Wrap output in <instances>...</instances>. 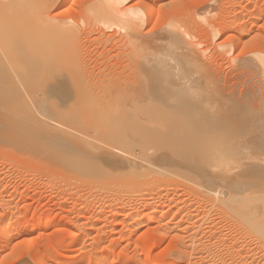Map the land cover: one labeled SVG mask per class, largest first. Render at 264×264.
<instances>
[{
  "label": "rangeland",
  "instance_id": "374dc122",
  "mask_svg": "<svg viewBox=\"0 0 264 264\" xmlns=\"http://www.w3.org/2000/svg\"><path fill=\"white\" fill-rule=\"evenodd\" d=\"M25 1L28 2V4L32 3L31 5H33V6H30L32 8L34 7L32 10H35V11L37 10V12L39 13V10H40V5L38 4L39 0H32V1L31 0H28V1L25 0ZM127 2L128 3L122 4V6L119 8V10L122 9L125 12L133 6H141V7L145 8L147 6L148 0H130V1L128 0ZM60 3H61V5L59 7L55 6V9L53 7L52 9L45 11V13L47 12L46 13L47 15L51 13L48 16L53 18L54 20H56L58 22H62V21L66 22L67 21L71 25L74 23L73 26L74 27L76 26L78 32H82V33H80V35L82 37L80 36V38H79V36H78V38H79V45L78 46H79V51H80L81 55H83L84 61H82L80 59L81 57H79V55L77 53L75 54V51L72 48H71V50H72L71 53L73 55L72 54L71 55L75 58V60L72 59L74 62L75 61L77 62L76 55H78V57H79L78 59L80 60L79 62L81 63L80 67H78L79 70L83 67V70L81 69V72H79V70H76V72L81 74V75H79L80 79H81V76L82 77L85 76L84 75L85 74L84 69L86 71V76H85L86 78L85 77H84L85 79L82 78V80L84 79V81L81 82V85L83 83H85L87 86V83H88V86H90V91L87 90L88 86L85 87L84 85H82V89L84 87L83 91L86 88V90L83 92V94H86L85 92L89 91L90 93H92L91 94V95H93L92 97L98 98L97 97L98 94L100 95V94L104 93V91L102 93V90H104L102 88H104V87H101L102 90L101 89L99 90V87H98V86H100L99 82H101V80H102L101 84L103 82L104 83L106 82L105 85H104V83L102 84L106 87L105 93H108L110 95V96H108L105 94L104 97L108 96L107 98H110L111 94L113 93L114 95H112V98H110V99H113L116 96L118 97V93L121 91L120 97H121V100L123 102L118 101L116 98H114L113 101L109 99L110 102H108V103L110 104L113 102L115 104L116 103L115 101L117 100V104H115L116 106H113L114 108H112V110H114L116 107L115 111H117L118 107H119L118 102L119 103L121 102L122 105L119 104L121 106V107H119V110L121 112H122V110H125V112H124V114H125L127 112L126 110H128V105H126L127 100L124 97L125 93L126 92L129 93L131 90H133L135 88L137 89V87H139V85L141 83L140 82L141 72L138 70L139 65L136 61L138 52L135 49L136 44L133 42L135 40H133L134 37L132 35V30L134 28H131L132 27L131 25H130L131 27L127 26V25H129L128 22H127L128 24L126 25L125 16H123L124 17L123 18L121 16V14L120 15H119V13L117 14L116 9H113V10L116 11L115 14L122 17L120 20L117 18V16H113L114 18L111 17L112 14L109 11V10H112L111 7L110 8L105 7L106 10L103 7L104 10L102 11L103 8H100V7L106 5V4L104 5L103 0H67L66 2H64L63 0H60ZM22 4H23V2H22ZM26 4L27 3L23 4V6H25ZM99 5H101V6H99ZM23 6L21 5V7H23ZM26 6H28V5H26ZM96 6H99L98 8H100V9H98V8L97 9L101 10L102 12H105L109 9L107 11V15H105L107 17H105L103 14H101V17H97L98 15L96 16V14L94 15V13H96V11H97V14H99L98 12H101V11H98L96 9ZM21 7H20V10H22ZM93 9L94 10L96 9V11H93ZM20 10H19L20 13H17V14L21 15V12H23V11H20ZM26 10H28L30 12L24 11L22 14H24V13L26 14L28 12L29 13L28 16H30L33 13V11H31V8L29 9V6H28V9L26 7ZM172 11H173V13H172ZM210 11H212V12H210ZM209 12H210V14H209ZM34 13H36V12H34ZM38 13L35 14V17H37ZM45 13H43V14H45ZM206 13L209 14V15H207L209 17H207L205 15ZM154 14L155 15L152 17V19H150L147 23H145L142 26L140 25L141 28L139 26H137L138 29L141 31V33H140V31H138V29H137V31H138L137 35L140 33L142 35V37H144L147 40H150L153 38V37L151 38V35L152 36L157 35L159 32L162 31L163 27L166 26V23H169V21L174 18L173 20L180 21L183 25H185L187 30L190 31L189 33L192 36L191 38H193L194 43H196L198 45V48H200L199 50L202 49L206 53V54L205 53L204 54H205V56H207L210 66L213 69H216L215 71L216 72L218 71L219 72V73L217 72L218 74L223 73V77H224V75H225V77L227 75L228 81L227 80L226 81L229 83L228 85H230V84L233 85V87H231V91L234 90V84H236L237 88L239 87L238 89L236 88L237 92H239V90H243L240 86L243 87V86L250 83V82L245 83V79H247L246 81H248V79H250V78H254V79L257 78L258 79V77H256V76H255L256 78L254 76L252 77V75H255V74L251 73L250 70H244L243 67L240 69L237 67V70L239 72L241 69H243L245 77L239 76L240 78L239 77L235 78V75L237 73V70H235V68H236L237 64H239L241 59L245 60V58L248 59L251 56L250 55L251 51H260V52L264 53V0H157ZM33 15H31V17ZM108 15L110 17H108ZM204 15L207 18H205ZM24 17H23V19H24ZM31 17H30V22L32 19H34V17H32V19H31ZM129 17H131V16H128V19H129ZM18 18H19V15H18ZM21 18H22V16H21ZM106 18H108V19L110 18L109 19L110 22L112 21V19L116 18V19H118L119 23L114 22V21H117L116 19L114 21H112L115 23V25H113V23H110L108 20H106L104 22L103 19L105 20ZM101 19H102V21H101ZM35 20H39V19L37 18ZM236 20H238V21H236ZM243 22H244V24H243ZM24 23L27 24L28 21H25ZM15 24L17 25L16 22H15ZM117 24L119 26L124 25L123 27L126 30L121 26L119 27ZM18 25H23V24H21V22H20V24H18ZM27 25L29 28L31 27V30L34 27L33 25H31V26L29 24H27ZM25 26L26 25H23L22 29H26V28L28 29V27L26 26V28H25ZM22 29H20V31ZM36 29H37V27H36ZM128 29H130L131 33ZM29 30H27V32ZM80 30H82V31H80ZM30 32L31 31H29V33ZM22 33H24V32H21V34L19 33V35L22 36ZM25 33H24L25 37H28ZM238 34L239 35L243 34L242 38L244 40H242V41L245 44V46L238 45V44H240L237 42V35ZM30 35L33 36L34 32H31ZM31 36H29V37H31ZM134 36H135V34H134ZM191 41H192V39H191ZM70 47H72V46H70ZM131 48H132V50H131ZM83 49H85V50H83ZM245 49H247V50H245ZM68 50H70V49H68ZM243 50H245V51H243ZM68 53H70V51H68ZM74 54H75V56H74ZM71 55L68 54V57ZM112 55H113V57H112ZM130 57L131 58L135 57L133 59V62L131 61L132 59H130ZM71 58L69 57L68 58L69 60L67 59V61L69 62L71 60ZM86 59H88V60H86ZM238 59H239V62L238 63L235 62V61H238ZM233 60H235V61H233ZM68 62H67V65L68 64L72 65V63H68ZM73 65L71 67L74 68V70H75V66L77 68V66L79 64L76 65V63H75ZM132 65L134 66L133 68H132ZM133 69L135 71H133ZM29 70L30 69H28V72H26L29 74L28 77L25 76L26 73L24 74V73L20 72L19 74L22 73L21 76L22 77L25 76V78H26L25 79L23 77V79H25V81L28 79V81H26V82L28 84L29 83L32 84L36 80V78L38 77V76L37 77L35 76L37 70L35 69L33 71V69H31L33 71V73L29 72ZM49 70H51V71H49ZM49 70H47V69L44 70L45 72L49 71L47 76L45 74V76L49 78L48 80H46L45 76L43 75L44 79L47 82L51 81L52 80L51 78L54 77V76L51 77V75H53L52 73H54V71H52V69H49ZM38 71H39V69H38ZM42 71L43 70H41V72ZM221 71H222V73H221ZM246 71H249V72L246 73ZM6 72H7V74H6ZM6 72L5 71L2 72V70H0V73H1L0 75L6 74L5 76L4 75L2 76L4 78L5 77L7 78L4 81L8 80L6 82H4L2 80L3 82H1V79H0L1 83H5V85L3 84L4 86H2L0 83V86H2V87H0V89L2 88L3 92L2 91L1 92L3 94H7L8 99L10 97L14 98L15 95H17V94L20 95L21 92L19 91L20 92V94H19L16 91L17 89H16L15 85L12 86L13 88L15 86V89L9 88V87H8V89H4L6 84H9L10 81H11V85H12V83L14 84V81H12V80L9 81L11 73H8V71H6ZM50 73H51V75H49ZM30 74L32 77L35 78V80H34V78L32 79ZM39 74L40 73L37 72L36 75H39ZM54 74H57V72ZM122 74H124V75H122ZM248 74L250 76H248ZM110 75H113V76H110ZM132 75L135 76L134 80H133ZM29 76L31 77L30 79H29ZM40 76L43 79L42 75H40ZM126 76H127V81H129L128 83L133 84V81H135L138 86L137 87L135 86V88H134V85L128 84L126 81ZM137 76L140 77L139 80H138L139 77H137ZM106 77L110 80V82L112 81V83H114V84L116 82L118 84L119 83L118 81H120L119 85H121V83H122V87L124 86L123 82L126 81V83L125 82L124 83L128 84V85H126L125 87L131 88V86H132L133 88H131V89H128V88L117 89V86H116V88H114V86H115L114 84L112 85V83L110 84V82L107 83L108 79H106ZM110 77H112V78H110ZM118 77L120 78V80ZM0 78H1V76H0ZM104 78L106 79V81L104 80ZM122 78H124V79L121 82ZM259 78L261 79V76ZM235 79H237V80H235ZM29 80H30V82H29ZM32 80H34V81L32 82ZM38 80H40L39 77H38ZM38 80H37V82H38ZM230 80H231V83H230ZM253 80H251L252 81L251 84L253 83ZM261 81L263 82V80H260V83H262ZM7 82H9V83H7ZM47 82H46V84H47ZM95 82H97V83H95ZM135 82H134V84H135ZM227 82H223L225 84L222 83L224 89L226 88V87H224V85L227 86ZM237 82H239L238 83L239 85L237 84ZM27 83H24V84H27ZM89 83H91V85H89ZM244 83H245V85H244ZM35 85H37V86L35 87ZM45 85L42 84V87H41L40 84L38 85V84H35V82H34L32 84V88L34 89V87H35V89L38 90L40 88H43V86H45ZM29 86H31V85H29ZM91 86H92V92H91ZM118 87H121V86H118ZM9 89L13 90V92L9 91ZM96 89H98V91ZM115 89H117V90H115ZM4 90H7L8 93L11 92L13 94L12 95L8 94V93H6L7 91L5 92ZM14 90H15V92H14ZM93 91H94V94H93ZM226 91L231 92L230 87H229V89L227 88ZM97 92H99V93L97 94ZM3 94L1 95V93H0V98L3 96ZM18 95L14 99L18 100L20 97V96L18 97ZM87 95L89 97L90 94H87ZM91 95H90V97H91ZM84 96H86V95H84ZM6 97H5V95L3 96V98H6ZM122 97H123V99H122ZM3 98H1L0 102L2 101ZM86 98H87V96H86ZM86 98L83 99V101L88 100V98L87 99ZM249 98H251V97H249ZM249 98L246 99V101L247 100L249 101L248 103H245V100L242 101L243 100L242 98H241L242 99L241 101L244 102L243 105L246 104L244 107L248 106V108H249V106H250L249 109H252V110L254 109L253 112L255 113V110L258 108L257 104L259 103V101L256 102V100H254L255 103H257V104H255V103L252 104V102H251L252 99L250 100ZM12 99H10L9 101L11 102ZM21 99L24 100V98H21ZM21 99L18 100L19 103H22ZM98 99L100 100V97ZM101 99H103V96L101 97ZM90 100L93 103H94V101H96L97 104H99V106H102V104H103L102 107H104V100L99 101L101 103V105H100V103H98V100H93V99H90ZM4 101L7 102V99H4ZM4 101H3V103H4ZM6 102L4 103V105L5 104L7 105ZM10 102H8V104H10ZM15 102H17V101H15ZM80 102H82V100ZM80 102H79V104H80ZM106 102H107V99H106ZM13 103L14 102L12 100L11 104H13ZM25 103H26V101H25ZM89 103H90V101L88 102V104L87 103L85 104V102H82V104H80V105L84 104L86 107L81 106V112H79L78 114H76L77 111L76 112L74 111V113L77 115V117H78V115H80L81 117L80 116L79 117L82 119L83 116L80 113H83L85 111V109L86 110L89 109V107H90ZM108 103H105L106 107L103 111H105L104 113H109L110 116L107 114L106 115L111 117L112 112L110 113V112H107L108 110H106V109H108L107 108L109 105ZM113 103L111 105H113ZM262 103L263 102L261 101L260 104H262ZM26 104H24V105H26ZM28 104L26 106H29ZM79 104H78V106H79ZM260 104H259V106H260ZM4 105H2V106H4ZM14 105H15V103H14ZM14 105H12V107ZM263 105H264V103H263ZM2 106H0V109H2ZM87 106H89V107H87ZM95 106H96V104H95ZM15 107H16V105L14 106V108ZM18 107H20V106H18ZM92 107H94V105H92ZM92 107H91V109H92ZM97 107H98V105H97ZM122 107H124V109H122ZM263 107H261V108H263ZM4 108H6V106ZM20 108H23V105H21ZM25 108H27V107L24 106V108H23L24 112L26 110ZM83 108H84V110L82 111ZM95 108L96 107H94V109ZM261 108H260V112L261 111L263 112L264 108H263V110ZM19 109L17 110V112H19ZM96 109H98V108H96ZM99 109H100V107H99ZM5 110H7V109H5ZM75 110H77L76 107H75ZM15 111H16V109H15ZM22 111H21V115H22ZM27 111L30 112L29 108H27ZM27 111H26V114H27ZM78 111H79V108H78ZM89 111L91 112V110L89 109L88 112L85 111V113H83V115H86V113H89L88 115L83 117V118H85V120L83 121V119H82V121H81L79 118V121L85 122L88 120L90 122L88 124L89 125L91 124L92 129L95 130L96 123L99 121L98 118H100V117L97 115H95V117H94L93 113L90 114ZM109 111H111V109ZM95 112H97V110H95ZM121 112H120V114H121ZM253 112L251 113L252 115L254 114ZM12 113L14 114V112H12ZM71 113H73V111ZM74 113H73V115L75 117L76 115ZM104 113H103V116H104ZM114 113H116V112H114ZM120 114L116 113L115 116L120 115ZM122 114H121V117L120 116L118 118L116 117L117 120L115 119V121L122 123L124 131L122 129H120V128H122V127H120L121 125L116 126L115 124H112V123L107 124V122H106V127H104L103 125L102 126H103V128H107L108 131L107 130L105 131V134L107 133V136L104 137L105 134L104 135L102 134V135L104 138H107V137L109 138L108 135H111L110 138L114 137L115 141L112 138H111L112 140L107 138L108 142L110 141L111 144H113L112 141H114L113 145L117 146L121 151H124V153L127 154V155L125 154L126 156L131 155V153L133 154L132 151L134 150V152H135V150L137 148L141 147V144H143L145 146L146 144H144V142L142 140L145 141V139H148L154 143L155 142L154 140L157 139L155 137L159 136L160 141L159 140L158 141L160 143H163L162 140H165L167 143H163V144H166V146H167V144H169L171 142L170 140H172L174 137H177L174 135L175 134V133H173L174 131L156 130V131H150L151 137L154 136L155 134H157V132H158V134L155 135V137H153V139H152L153 141H152L150 136H148L149 133H147L149 130L144 131V130H147L146 125L151 124L150 122L161 123L162 118L157 117V120H156V117L155 118H153V117L147 118L146 114H140L137 116V118H134L133 116H131L128 113H126L125 116H122ZM256 114H258V115H255V114L254 115L257 118L261 117V116H259L260 113H258L257 110H256ZM18 115L16 114L15 116L16 117L18 116L19 119L21 117H23L20 115V112L18 113ZM71 115L69 114L70 118L67 116H66V118H68L69 120L71 119L73 121V119H72L73 117L71 118ZM90 115H91V118L93 117V119H92L93 122L97 121V122H95V125L92 124V120L91 121L89 120ZM143 115L145 117H143ZM261 115L264 116L262 113H261ZM88 116H89V118L87 119L86 117H88ZM100 116L102 117L101 114H100ZM115 116L113 117V115H112L113 118H115ZM29 117H27V118L29 119ZM66 118L65 119L63 118L65 120L64 122H68V120ZM263 118H261L259 121L264 122ZM24 119H26V116L24 117ZM28 119H26V121L29 122L30 120H28ZM106 119H108V121H110L109 118H106ZM106 119L104 120V122L107 121ZM132 119H134V121H132ZM31 120H34V117H32ZM77 120H76V123H78ZM112 120H114V119H112ZM125 120L127 122H129L128 126H127V123ZM20 122H21V124L26 125V123H22V121H20ZM101 122H102V120H101ZM111 122H113V121H111ZM33 123H34V121H33ZM69 124H71L73 126V128L70 127L69 129H72L74 131H75L74 127H78L77 126L78 124L77 125L75 124L76 125L75 126V125H73V122H71ZM85 124H86V122H85ZM88 124H86V125H88ZM130 124H131V128L129 126ZM107 125H109L110 127ZM125 125H126V128H125ZM80 126L81 125H79V128H80ZM90 126H88V127H90ZM114 126H116L117 128L119 127L118 130ZM68 127L69 126H67V128ZM93 127H95V128H93ZM142 127L145 128L143 130V132L141 131ZM64 128H65V130L67 129L66 126ZM103 128L100 126V130H102ZM125 129H127V130H125ZM132 129H133V132H135L134 130H137V131L135 133H131ZM23 130H25V129H22V131L21 130H18L15 132L12 131L13 135H11L10 133H8V135L4 134V136L6 135V137L14 140L13 144H11V141H9L10 139L3 138V135L0 133L2 135L0 137L1 138V140H0V229H1L0 235L2 234L0 236V264H147V263H149V264H157V263L158 264H163V263L164 264H264V242H263L264 240L261 241L260 239L252 236L251 232L248 231L250 229L249 224H247L244 221H242V222H244V224L242 222H239L237 224V222L234 221V219H233L235 214L234 215L229 214V211H231V209H228V208H230V207L225 206L223 203H221L219 201V199L216 198V201L220 202V204L219 203L217 204V202L211 203L213 200V197H214L213 195H215V194H212L211 196L206 198L204 196V192H203V193H200L202 195L198 194V195H200V196H198L197 193H199L201 191V189L199 187H198L199 188L198 189L194 183L192 184L190 182H187L183 178L182 181L184 183L186 182L187 184L186 183H185L186 185H184L183 183H182V185L178 184V186H179L178 187L177 186V180H175L176 177H174V176L178 175L179 173H177L173 176L172 174H174V173L171 172L172 173L171 175L174 177L175 182H173L174 181L173 179H172L173 181H171V179L167 176L168 174H166V172H165L166 171L165 168L167 169L168 166L167 167L166 166L165 167L164 166L156 167L155 169H157V171H155V169H152L153 172L155 173V175H158V176H156V179H157V177H158V179H160V181L158 180L159 183L155 182V183H153V185H155V186H151L152 185L151 183L146 182L147 186H149L148 188L146 187V185L144 183L143 184L144 187L142 186L143 188H141V186H139L138 189L135 190L133 187V190H135V192L132 189L130 190V188L132 187V182H133L130 180V178H131L130 176H132L131 179L133 180V179H135L134 176L136 177V175H137L136 173L133 172V170H135L134 168L133 169L131 168L133 173L130 172L131 170L129 171V167H126V169H123L122 171H116V170L114 171L113 170L115 173L111 170L109 173V176L108 175H106V176L108 177L107 179L112 181V183L108 181L107 182L108 184H106V181H107L106 178L103 179L101 177L102 179H100V176L103 175V173H105V172L102 171L100 173L99 170L101 171V169L96 170L95 169L96 166H94V165L97 164L98 162L94 161V163H93V161H91V163L89 162L91 165L88 166L90 168L88 169V171L86 170L85 173L88 172L86 174L87 175L89 174L90 179L91 180L93 179L95 181H93V180L89 181V180H87L89 176L87 177V176L82 175V173L84 172V169H85L84 167H86V165H87L86 164V162H88L87 160H86L85 165H84L83 164L84 159H79L80 160L79 165H81V167H80V166H78V164L76 165V163H74V161H72L71 162L72 164H71L70 160L68 163H66L67 162L66 160H65V163L64 162L62 163L63 158H65L62 155L61 156L58 155V157L55 156L56 160L54 158L51 159L52 157L50 158V156H52V155H50V153H51V151H53V150H51V148L55 149V147L50 146L51 143L47 142L45 139H43L41 142H38V139H32L34 137H32V135L30 136V134L28 132H26V134L28 133L29 135L25 134V137H24L25 131H23ZM72 130H70V131H72ZM84 130L86 132L85 128H84ZM84 130H81V131L84 132ZM100 130H99V128H98V130L96 128L95 131L97 132ZM115 130H117V131L115 132ZM127 131H128V133L129 132L130 133L128 134ZM138 131H139V133H138ZM119 132H121V134ZM151 132H152V135H151ZM73 133H75V132H73ZM73 133H71V134H73ZM101 133L102 132L96 133V134L101 135ZM103 133H104V131H103ZM123 133L125 134L127 139H126V137L124 138ZM165 133H166V135H165ZM75 134H77L78 138H80L79 134L77 132ZM75 134H73V135H75ZM137 134H139L138 136H140V138H142L141 136L145 135L143 137L145 139H143V138L140 139L139 137H137L139 139L135 140L134 138H136ZM140 134H142V135H140ZM81 135L82 134L80 133V136ZM16 136H17L18 140L20 139L19 142L22 140L21 141L22 143L20 142L21 143L20 148H19L20 143L17 141ZM84 136L82 137L83 139L81 141L84 143V147L87 146L89 148L91 146V144H92V146H93V144H95V147L97 145H98V147H102L103 143L101 142L102 144H99L100 143V142H98L99 140L97 141L98 142L97 143V142H95L94 139L88 140V138L87 139L85 138L86 140H88V141H86L84 139ZM30 137H31V139H30ZM38 137H40V136H37L36 138H38ZM97 137H101V136H97ZM121 137H122L123 141H122V139H120ZM2 138L4 140H6V142H4L2 140ZM133 139L135 140V142ZM7 140H8V142H7ZM36 140H37V142H36ZM40 140H41V138H40ZM84 140H85V142H84ZM91 140H93L94 142H92ZM15 141L17 144H15ZM25 141L26 142H28V141L32 142V143L28 142V143H30V147L38 146V148H39L40 144H42L44 142V144H45V145L43 144L44 147L40 146L39 150H41V148H47L48 151H47V149L46 150L42 149V150L45 151L46 153H49V149H50V153H49L50 156L48 154L46 156V159L49 156V162L47 161L48 159L46 160L45 158H43V155H46V153L43 154V152L41 150L40 152H42V154H40L38 149H37L38 152H36V150L33 152V149H36V148H31L30 150H32V151L28 150L26 145L25 146L23 145L24 144L23 142H25ZM101 141H104V144H105V139L101 140ZM86 142H87V144H85ZM133 142L136 143L135 145L133 144L134 146L139 145V147H137V148L133 147V145H131V143H133ZM147 142H149V141H147ZM36 143H39V144L37 145ZM88 143L90 146H88ZM156 143L158 144L157 140H156ZM156 143H154L152 145L155 146ZM160 143L158 144L159 148L161 145ZM106 144H107V141H106ZM17 145H18V148L16 147ZM149 145H148V147H149ZM103 146H106V145H103ZM153 146H151V149L153 148ZM161 147H162V145H161ZM21 148H24V150H22ZM28 148H29V146H28ZM146 148H147V146H146ZM154 148H155V150H157L158 147L155 146ZM154 148H153V150H150L149 148H147V149H149L150 152H152V151L155 152ZM163 148L164 147L160 148V150L161 149L163 150ZM91 150H93V149L91 148ZM129 150L131 153L128 154ZM139 150H140V148H139ZM57 151L58 150H54V152L56 154H57ZM54 152H52L53 156L55 154ZM158 152H159V150H158ZM124 153L122 152L121 154H124ZM61 157H63V158H61ZM58 158H60L62 160H60V162L57 164ZM77 161L78 160H75V162H77ZM69 163H70V165H67ZM73 163L75 166H77V168H79L81 170H79V169L76 170V167L73 165ZM63 164L65 167L63 166ZM71 165H73L75 167L74 168L75 170L72 169L73 167H70ZM217 167H218V169H222L219 166H215L214 169H216ZM172 168L177 170L176 166H174ZM226 168H227V170L229 169L228 166L224 167L225 170H226ZM82 169H83V171H82ZM169 169H170V167H169ZM127 170L129 172H127ZM158 170L162 171L166 174L167 177L163 173V176H162L163 179L168 178L167 180L171 181V182L167 183L165 180V182L167 183V184L166 183L165 184L167 186H165V184H163V180H161L162 178H160L162 173L158 174L159 173ZM72 171L74 173L76 172L75 175ZM148 171H150V169ZM135 172H136V170H135ZM173 172H174V170H173ZM98 173H100L101 175ZM122 173H125V174H122ZM167 173H170V172L168 171ZM182 173H184V171H182ZM76 174L79 176H82L81 178L85 177L84 180L81 179ZM97 174H98V176L100 175L99 176L100 181L102 180L103 182H105L103 185H102V183H103L102 181H101L102 183L99 184L100 181L96 177ZM112 174H113V177H112ZM134 174H136V175H134ZM147 175H148L147 178L149 176L152 177L151 172H150V174H147ZM159 175H160V177H159ZM106 176H104V177H106ZM111 177H112V179H110ZM180 177H181V175L179 176V179H180ZM116 178H121L120 180H125V179L126 180L123 182V184H121L122 181L118 182L119 180L117 179L118 181H116V184H114ZM143 178H146V177H143ZM177 179H178V176H177ZM85 180H87V181H85ZM113 180H114V182H113ZM127 180L129 182V184H127ZM182 181H179L178 183H181ZM117 182L119 184H117ZM172 182H173L174 187L172 186ZM130 183H131V185H130ZM161 183H162V186H161ZM159 184L162 188L159 187ZM174 184H176V185H174ZM128 185L130 186V188H128ZM190 185H192L191 187H194L197 189H195L194 191H191ZM125 186H127V187H125ZM150 186L152 188H154L155 190L151 189ZM156 186H158V187H156ZM185 186H187V187H185ZM116 187H118V188H116ZM145 187L148 190H146ZM120 189L122 191H120ZM143 189L145 191H149V193L151 192L150 194H152V195L150 196L146 192L149 196L147 194L145 196V194L142 193L145 198L141 195L139 197H141V198L143 197L142 199L139 197L137 198L136 192L141 194L140 192ZM196 190H197V192H196ZM130 191H132L131 192V194L133 195L132 197L130 196ZM152 191H154V192L152 193ZM119 192H121V193H119ZM194 192H195V194H194ZM133 193H135V194H133ZM191 194H192V196H191ZM195 195H197V196H195ZM205 195L207 196V195H209V193H207V194L205 193ZM217 196L218 195H216V197ZM206 199L209 201L210 204L208 203V201ZM214 200H215V198H214ZM219 205L220 206L222 205L225 208L221 209L222 206L219 207ZM225 209H226V211L228 210V212H226ZM159 210H160V212H159ZM144 214H145V216H144ZM141 215H143V216H141ZM160 216H161V218H160ZM42 223H43V225H42ZM51 223H52V225H51ZM34 224L36 226H34ZM46 224H47V226H46ZM139 224H141V226ZM236 224H237V226H236ZM245 224H246V226H248V230H247V227L245 226ZM194 225H195V227H194ZM240 225H242V226H240ZM31 228H33V230ZM156 229H157V231H156ZM2 231H5V232H2ZM25 232H27V233H25ZM175 232H177V233H175ZM165 233L168 235H166ZM78 234H79V236H78ZM76 238H78V241ZM195 245H197L198 247ZM153 246H155V248Z\"/></svg>",
  "mask_w": 264,
  "mask_h": 264
},
{
  "label": "bare ground",
  "instance_id": "6f19581e",
  "mask_svg": "<svg viewBox=\"0 0 264 264\" xmlns=\"http://www.w3.org/2000/svg\"><path fill=\"white\" fill-rule=\"evenodd\" d=\"M63 1L66 2L67 0H63ZM127 1L128 0H103L104 5L105 4L106 5L100 7V8H103V7L104 8L105 7L110 8L111 7L112 10H109V9L108 10L111 12L112 18H114L113 16H117V18L120 20L123 16H125L126 25L129 23V25H127V26L131 25L132 27L131 26L130 27L135 29V30L134 29L133 30L131 29V30H132V35L134 37L133 40H135L133 42L136 44L135 49L138 52V54H137L138 59L136 58V61L139 65L138 70L141 72V80H140L141 83H140L139 87H137L138 85L136 84L135 81H133V84L128 83L129 81H127V76H126L127 83L130 85H134V88H135V86L137 87V89L135 88V89L131 90L129 93L126 92L124 95L125 99L127 100L126 105H128V110H126L127 111L126 113L130 114L134 118H137V116L140 114H146L147 118H149V117L155 118L156 117V120H157V117L162 118V120L160 119L161 123H159V122H154V123L150 122L151 124L146 123L147 124L146 125L147 130H144L145 128L142 127V130H141L142 132H143V130L144 131L149 130L147 132V133H149L148 136H150V131L159 130V131H174L173 133H175L174 135L177 137H174L172 140H170L171 142L169 144H167V146H166V144H163V143H167L165 140H162L160 138L163 142V143H160L159 142L160 141L159 136L155 137V135H157L158 132L154 136H152V137L150 136L151 140L153 139V137L157 138L156 140H157L158 144L160 143L162 145V147H164L163 150L162 149L160 150V148H162L161 145L159 148L158 144L156 143V140H154L155 141L154 143L157 144V145L155 144V146L159 148V149L157 148V150H155V148H154L155 146L152 145L154 143L148 139L143 138L145 136L144 134H143L144 136H141V137L143 139H145V141L144 140H142V141L146 145L144 146L143 144L140 143L141 147H139V145L134 146L136 144V143H134L135 140L140 138V136H138L139 134H137L136 138H134L135 140L133 139L134 142L131 143V145L134 144L133 147H136V148L139 147L140 150H139V148H137L138 150L136 149L137 151L135 150V152H134V150L133 151L131 150L133 152V154L129 150L128 154L131 153V155H129V156H126L127 154L124 153V151H121L117 146L113 145L114 141H115L114 137L113 138L111 137L112 139H114V141H112L113 144H111L110 141L108 142V139L112 140L110 138L111 135H108L109 136V138L107 137L108 139L104 138L107 136V133L105 134V131L107 130V128H103V126L106 127V122H107V124L112 123V124H115L116 126L121 125L120 127H122V128H120V129L123 130L122 123L115 121L116 117L117 118L119 116L121 117L122 113H123L122 116L126 115V113L124 114L125 110H122V112L119 110V107H121L120 105H122L121 102L120 103L118 102L119 107H118L117 111H115L116 107L114 110H112V108H114L113 106H116L115 104H117V100L122 101L121 97H120L121 91L118 93V97L116 95H115L116 97H114L117 99V100L115 99L116 101L114 100L116 103L114 104L112 102L113 105H111L112 103L109 104L108 103V102H110L109 99L112 98V95H114V94L111 92L112 93L111 97L107 98L110 95L108 93H105L106 87L104 85L106 82L105 83L103 82L104 85H102L103 83L101 84V82H102V80H101V82H99L100 86H98V87H99V90L101 89V87H104V88H102L104 90L101 89L102 93H103V91H104V93L99 95L98 94L100 92L99 91V92H97L98 95L97 94L96 95L98 98L100 97V100H104V107H102L103 104H102V106H99V104H97L96 101H94V103L91 102L90 99L98 100V103H100L99 102L100 100L96 97H92L93 96V95H91L92 93L89 92L90 86H88V83L86 81L85 82L87 83V86L89 88L86 86L85 83H83L82 85L87 87V90H89V91H87L88 93L85 92L86 94H83V92L86 90V88L83 91L84 87L82 89L81 82H83L84 79L86 78L85 77L86 71L84 69V72H85L84 77L85 78L81 76V79L79 76L81 74L76 72V70H79L78 67H80V64H81L79 62L80 60L78 58L81 57L80 59L82 61H84L83 55H81V53L79 51V46H78L79 45V38L81 36L80 33H82V32H78L76 26L75 27L73 26L74 23L71 25L67 21L66 22L65 21L58 22V21H56L53 18L48 16L51 13L48 15L46 14L47 12L45 13V11L52 9L53 7L55 9V6L59 7L61 5L60 0H39V3H38L40 5L39 13L37 12V10L36 11L32 10L34 8V7L33 8L30 7V6H33V5H31L32 3L28 4V2H26L25 0H0V68H1L0 70H2V72L8 71V73H11L9 81L10 80L14 81V84L12 83V85H11V81H10V83L7 82L9 84H6L4 89H8V87L13 88L12 86L15 85L16 89H17L16 91L19 94L21 92L20 95L17 94L18 97L20 96L18 100H20L21 98H24V100L21 99V102L23 104L19 103V101L17 99H14L17 97V95H15L14 98L10 97L13 93H11V92L8 93L7 90H4L5 92L7 91L6 93L11 94L9 96L10 98L8 99L7 94H3L2 88L0 89L1 95L3 94V96L5 95V97L7 96L6 98H3V96H2L1 98H3V99L0 102V106H2L6 102V101H4V99H7V102H6L7 105L5 104L4 106H2V109H0V133L3 135V138L7 139L8 137H6V135H8V133L13 135L12 131H14V132L18 131V130L22 131V129H25V130H23V131H25V133L23 132L24 137H25L26 132H28L30 134V136L32 135V137H34L32 139H38V142H41L43 139H45L47 142L51 143L50 146L55 147V149H52L50 147L51 150H53V151H51V153L54 152V150L59 151V152L57 151V154L54 152L55 154L53 156V153L51 154L50 149H49V153H50V155H52V156H50L49 153H46L45 151L42 150V149L46 150L47 148H41L43 154L46 153V155H43V158H45V159H46L47 154L50 156V158L52 157L51 159L54 158L55 160H56L55 156L58 157V155L59 156L62 155L63 157H65V158L61 157V158H63L62 163L63 162L65 163V160L67 161L66 163H68L70 160V163L72 161H74V163H76V165L78 164V166H80V167H81V165H79V161H80L79 159L85 160V161L83 160L84 165H85V162L87 160L88 161V162H86L87 168L84 167L85 169H84V172L82 173V175L87 176V177L89 176L88 179L86 178L89 181H92L93 179L91 180L90 175L89 174L87 175L86 173H88V172L85 173V171L86 170L88 171V169L90 168L88 166L91 165L90 164L91 161H93V163H94V161L98 162L97 164L94 165V166H96V168H95L96 170L101 169V171L99 170L100 173L102 171L105 172V173H103V175L98 173L101 175V176L99 175L100 179H102V178L107 179L108 177L106 175L109 176V173L111 170L112 171L113 170L114 171L115 170L116 171H122L123 169H126V167H129V171L131 170L130 172H132V169L134 168L136 170V172H135V170H133V172L136 173L137 175L134 174V175H136V177L134 176L135 179H133V180L131 179L132 176H130L131 177L130 180L133 181L131 188L128 185V188H130V190L131 189L133 190V187L136 190V189H138L139 186H141V188H143L144 183H145L147 188L149 187V186H147V183H151L152 184L151 186H155V185H153V183L158 182V180L160 181V179H158V177L156 179V176H158V175H155V173L153 172L152 169H155L156 167H160V166H164V167L168 166L167 167L168 170L165 168V170H166L165 172H166V174H168L167 176L171 179V181H173L174 177H176L175 180H177V186H178V184L182 185V183L184 185L187 184L186 182H185L186 183L185 184L182 181V179L184 178V180H186L187 182H190L192 184L194 183L197 188L199 187L201 189L202 192L198 191L199 193H197V195L204 192V196L207 198V197L211 196L212 194H215V195H213L214 196L213 200H214V198H215V200L214 201L212 200L211 203L217 202V204L218 203L220 204V202H221L225 206H229L230 208H228V209H231V211L233 210L232 212L229 211V214H233V215L235 214L234 217L232 216L234 221H236L237 224L239 222H242V221L249 224V227H250L249 230H248V226H246V224H245V226L247 227V230L251 232L252 236L263 241L264 240V122L259 121V120L264 117L261 115V113L264 115V111L260 112V108L264 106L263 105V103H264V53L260 52V51H251V54H250L251 56L248 59L247 58H245V60L241 59L240 62H239V59H238V61L233 60L237 63L239 62V64H237L235 70H237V67L239 69L243 67L244 70H250L251 73H254L255 75H252V77L256 76V77H258V79L256 77H255L256 79L250 78V79H248V81H246L247 79H245V83H247V82L248 83L250 82V83L247 85H245V83H244L245 86H243V87L240 86L243 90H239V92H237V89L239 87L237 88L236 84L233 83L234 84V90L231 91V87H233V85L232 84H230L231 86L228 85L229 83L227 82L228 81L227 75H226V77L224 75V77H225L224 78L222 71H221L222 74H218L219 72L217 71L218 72L217 73L215 71L216 69H213L210 66L208 58H207V56H205L206 53L202 49L199 50L200 48H198V45L196 43H194L193 38H191L192 36L189 33L190 31L187 30L185 25H183L180 21L173 20L174 18L171 19L169 21V23H166V26L163 27L161 32H159L155 36L151 35V38L152 37L153 38L150 40H147L144 37H142V35L140 34L141 31L138 29L137 26L140 27V25L142 26L145 23H147L150 19H152V17L155 15L154 12H155L157 0H148L147 6L145 8L141 7V6H133L125 12L122 9L119 10V8L122 6V4L128 3ZM22 2H23V4L27 3L26 5L29 6V9L31 8V11H33V13L32 14L30 13V14L31 15L34 14L32 16V17H34V19H32L31 15L28 16V14H29L28 12H30V11L26 10V7L28 9V6H26V5L23 6ZM21 5L23 7H21ZM99 6H101V5H99ZM99 6H96V9ZM20 7L22 8V10H20ZM100 8H98V9H100ZM104 8L102 9V11L104 10ZM96 9L95 10L93 9V11H96ZM113 9H116L117 14L118 13H119V15L121 14L122 17L115 14L116 11ZM19 10L23 11V12L28 11L26 13L27 15L25 13L24 14L26 16L24 14H22L23 12H21V15L17 14V13H20ZM105 10H106V8H105ZM98 11H101V10H98ZM102 11L98 12L100 15L97 14V11H96V13H94V15L95 14H96V16L98 15L97 17H101V14H103L104 16L107 15V11H105V12H102ZM34 12L38 13L37 17H35L36 13H34ZM210 12H212V11H210ZM210 12H209V14H210ZM43 13H45V14H43ZM172 13H173V11H172ZM209 14L206 13L205 15L207 16ZM18 15H19V18H18ZM21 16H22V18H21ZM128 16H131L132 18L129 17V19H128ZM206 16H205V18L209 17V16H207V17ZM23 17H24V19H23ZM30 17L33 20V21L31 20V22H30ZM105 17H107V16H105ZM108 17H110V16L108 15ZM26 18L27 19L29 18V19L27 20ZM37 18L39 20H35ZM109 19L106 18L105 20L103 19V21L105 22L106 20H108L110 22ZM115 19H112V21H114ZM118 19H116L117 21H114V22L115 23L118 22ZM23 21L24 22L28 21L27 24H29L30 26L33 25L35 28L32 26L33 29L31 30V27L29 28L28 25L26 23H24ZM101 21H102V19H101ZM112 21L110 23H113V25H115V23ZM236 21H238V20H236ZM15 22L17 23V25L20 24V22H21V24L26 25L28 27V29L26 28V26H25V28L27 30L30 29L29 31H31V32H34V35L31 36L32 35V34L30 35L31 32L29 33V31L27 32L26 29H22L23 25L17 26L15 24ZM243 24H244V22H243ZM120 26L123 27L124 25L123 26L120 25ZM36 27H37V29H36ZM20 29H22V30L20 31ZM137 29H138V31H140V33L138 35H137V32H138ZM128 30L130 31V29H128ZM80 31H82V30H80ZM21 32H24V33L26 32L25 34L28 37H25L24 33H22V36L19 35V33L21 34ZM130 33H131V31H130ZM134 34H135V36H134ZM238 35H237V42L240 43L238 45L245 46V44L242 41V40H244L242 38L243 34H241L239 36ZM29 36H31V37H29ZM78 36H79V38H78ZM191 39H192V41H191ZM70 46H72V47H70ZM71 48L75 51V54L77 53L79 55V57H78V55H76V58H77L76 60L78 63L76 61L74 62L72 60V59L75 60V58L72 56L73 54L71 53V51H72ZM68 49H70V50H68ZM83 50H85V49H83ZM131 50H132V48H131ZM245 50H247V49H245ZM245 50H243V51H245ZM68 51H70V53H68ZM68 54H70V55L72 54L71 56H69L70 58L72 57L69 62L67 61V59L69 58ZM75 54H74V56H75ZM112 57H113V55H112ZM134 58L135 57H132V58L130 57V59H132L131 60L132 62H133ZM86 60H88V59H86ZM67 62L72 63V65L75 63H76V65L77 64H79V65L77 66V68L75 66V70H74V68L71 67L72 66L71 64L67 65ZM133 67L134 66L132 65V68ZM28 69H30V70L33 69V71L36 69L37 70L36 74H37V72L40 73L39 75L35 74V76L36 77L38 76L40 80H38V77L35 80V78L31 76V74H30V76L32 77V79L34 78V80H35V81L32 80V82L34 81L35 84H38V85L40 84L41 87H42V84L45 85L47 82L46 80L49 79L48 77H46L48 75L49 71H51L49 69H52V71H54V73L57 72V74L52 73L53 75H51V73H50L49 75H51V77L54 76L53 78L50 77L52 80L48 81L47 84L45 86H43V88H40L38 90L35 89V87L37 86V85H35V87H34L35 90H34L32 88V84L34 82L33 83L31 82L32 84H30V83L28 84L26 82V81H28V79L25 81V79H26L25 76L28 77V75H29L28 73H26V72H28ZM38 69H39V71H38ZM45 69H47L49 71L45 72L44 71ZM81 69L83 70V67ZM81 69L79 70V72H81ZM134 69H133V71L136 70V69L135 70ZM30 70H29V72L33 73V71L32 70L30 71ZM41 70H43V71L41 72ZM242 70L243 69L240 70L241 72L240 71L238 72V70H237L238 74L236 73L235 78L239 77V76H241V77L244 76V70L243 71ZM20 72H22L24 74L26 73L25 76H23L25 79H23V77L21 76L22 73L19 74ZM247 72H249V71H246V73ZM6 74H7V72H6ZM6 74H3V75L5 76ZM45 74H46V76H45ZM3 75H0L1 76V78H0L1 82H3L5 79H7L6 77L5 78L2 77ZM40 75H42L43 79L41 78ZM43 75L45 76L46 80L44 79ZM113 75H110V76H113ZM122 75H124V74H122ZM30 76H29V79L31 78ZM248 76H250V75L248 74ZM260 76H261V79L259 78ZM137 77H139V76H137ZM82 78H84V79L82 80ZM110 78H112V77H110ZM106 79H108V78L106 77ZM106 79L104 78L105 81H106ZM123 79L124 78H122L121 82L123 81ZM134 79H135V76H133V80ZM139 79H140V77L138 78V80ZM37 80H38V82L39 81L40 82L38 83ZM119 80H120V78H119ZM235 80H237V79H235ZM251 80H253L252 84H251V82H252ZM260 80H263V82L261 81L262 83H260ZM6 81H8V80H6ZM6 81H4V82H6ZM126 81H124V82L126 83ZM23 82L27 83L28 85L24 84ZM29 82H30V80H29ZM108 82H110L109 79L107 80V83ZM118 82H119L118 84H117V82L114 84L111 81L110 84L111 83H112V85L114 84L115 85L114 88H116V86H117V89L128 88V87H125L128 84H125L123 82L124 86L122 87V83H121V85H119L120 81H118ZM134 82L136 85L134 84ZM223 82H227V86L224 85V87H226L225 89L223 88V84H225ZM95 83H97V82H95ZM230 83H231V80H230ZM238 83L239 82H237V84ZM3 84L5 85V83H1L2 86H4ZM29 85H31V86H29ZM89 85H91V83H89ZM2 86H0V87H2ZM15 86L13 89H15ZM118 86H121V87H118ZM229 87H230L231 92L226 91L227 88L229 89ZM131 88H133V87L131 86ZM131 88L129 87L128 89H131ZM117 89H115V90H117ZM96 90L98 91V89H96ZM9 91L13 92V90H11V89H9ZM94 91H93V94H94ZM14 92H15V90H14ZM91 92H92V86H91ZM87 94H90L92 98L90 97V95L88 97ZM105 94L108 95V96H105L106 98L104 97ZM84 95H86L88 100L90 101V103H89L90 107L87 106L91 110V112L89 111L90 114L93 113L94 117H95V115L100 117V118H98L99 119L98 122L95 121V122H97L96 126H95L97 128V130H98V128L100 130V126L103 128L100 131L96 132L95 127H93V128H95V130L92 129V125L90 124L91 125L90 126L88 124V123H90L88 120H87L88 122L85 121L86 124H88V125H86L85 122H81L82 119H83V121L85 120V118H83V117H85L86 115L89 114V113H86V115H83V113H85V111L88 112V110H89L88 108H87L88 110L85 109V111L83 113H80L83 116L82 119L80 118L81 117L80 115H78V117L76 115L79 112H81V106L82 107L85 106L84 104L83 105H80V104H82V102H85V104L86 103L88 104V102H89L88 100L83 101V99L86 98V96H84ZM101 95L103 96V99H101V97H102ZM249 97H251V98H249ZM1 98H0V100H1ZM248 98L250 100L252 99V101H251L252 104L255 103L254 100H256V102L259 101L258 104L257 103H255V104L258 105V108L256 110L258 111V113H260L259 116H261V117L257 118L255 116V115H258V114H256V110L254 113L253 112L254 109L253 110L249 109L250 106H249V108H248V106L244 107L246 104L243 105L244 102H242V101L245 100V103H248L249 101L248 100L246 101V99H248ZM10 99L13 100V102L15 103L17 108L16 107L14 108L15 105H14V103L11 104L12 100L10 102L9 101ZM106 99H107V102H106ZM113 99H110V100L113 101ZM122 99H123V97H122ZM81 100H82V102H80ZM3 101H4V103H3ZM15 101H17V102H15ZM25 101H26V103L27 102L29 103V104L27 103L29 106H26L27 104L25 103ZM261 101L263 102L262 104H260ZM8 102H10V104H8ZM79 102H80V104H79ZM105 103L109 104L107 107L108 109H106V110H108L107 112H110V113L112 112L111 114L113 115V117L116 115V113L120 114V112H121V114L115 116V118H113L112 115H111L112 118L109 117L110 116L109 113H104L105 111H103L106 107ZM20 104L23 105V108H24V106L29 108L30 112L27 111V108H25L26 110L24 112L23 108H20L21 107ZM24 104H26V105H24ZM78 104H79V106H78ZM95 104H96V106H95ZM259 104L261 107L259 106ZM12 105H14V106L12 107ZM92 105H94V107H96L98 109H96V108L94 109V107H92ZM97 105H98V107H97ZM100 105H101V103H100ZM5 106H6V108H4ZM18 106H20V107H18ZM75 107L77 108V110H75ZM91 107H92V109H91ZM99 107H100V109H99ZM78 108H79V111H78ZM263 108H261V109L263 110ZM5 109H7V110H5ZM15 109H16V111H15ZM18 109H19L20 115H21V111L23 110L22 115H21L23 117H21L20 119L18 117L19 116L18 115L19 112H17ZM110 109H111V111H109ZM122 109H124V107H122ZM83 110H84V108L82 109V111ZM95 110H97V112H95ZM26 111H27V114L31 118L26 114ZM72 111H73V113H74V111L75 112L77 111L76 114L74 113L76 115L75 117H74L73 113H71ZM113 111L116 113H114ZM12 112H14V114ZM252 112L255 115L254 114L252 115L251 114ZM103 113H104V116H103ZM16 114L18 115L17 117L15 116ZM69 114L73 115V116L71 115V118L73 117L72 118L73 121L71 119H70L71 120L70 121L68 118H66V116L69 117ZM100 114L102 115V117L100 116ZM106 114L109 116H107ZM25 116H26V119H28L27 117H29V119H28V120H30L29 122L26 121V119H24ZM32 117H34V120H31ZM105 117L109 118L110 121H108V119H106ZM143 117H145V116L143 115ZM63 118L64 119L66 118L68 120V122H64L65 120ZM79 118L81 121H79ZM86 118L88 119L89 116ZM90 118H91V115H90ZM90 118H89V120L91 121L93 119V117L91 119ZM105 119L107 121L104 122ZM112 119H114V120H112ZM76 120L78 123L79 122L80 123L79 124L76 123ZM101 120H102V122H101ZM20 121H22V123H26V125L21 124ZM33 121H34V123H33ZM111 121H113V122L115 121L116 123L115 122L113 123ZM132 121H134V119H132ZM71 122H73V125L78 124L77 125L78 127H74L75 131L72 129H69L70 127L73 128V126L71 124H69ZM95 122H93V120H92L93 125H95ZM126 123L128 126L129 122L126 121ZM79 125H81V126L83 125L84 127L80 126V128H79ZM65 126H66V128H67V126H69L66 129L67 131L64 128ZM88 126H90V127H88ZM107 126H109V125H107ZM116 126H114V127H116ZM129 126L131 128V124ZM84 128L86 129V132H85ZM118 128H117V130H118ZM125 128H126V125H125ZM133 129L131 130L132 131L131 133H135L137 131V130H134L135 132H133ZM70 130H72V131H70ZM81 130H84V132ZM117 130H115V132ZM125 130H127V129H125ZM103 131H104V133H103ZM70 132L71 133L77 132L79 134L80 138H78L77 134L73 133V134H75V135H73ZM100 132H102L101 135L96 134V133H100ZM28 133L26 135H29ZM80 133L82 134L81 136H80ZM119 133L121 134V132H119ZM124 133H123V135L125 138L126 136ZM127 133H128V131H127ZM138 133H139V131H138ZM1 134H0V137L2 136ZM4 134H6V135L4 136ZM102 134L103 135L105 134L104 137ZM140 135H142V134H140ZM151 135H152V132H151ZM165 135H166V133H165ZM17 136H16V139H17ZM37 136H40V137L36 138ZM83 136H84V139L85 138L86 139L88 138V140L94 139L95 142H97L99 140L98 141V142H100L99 144L103 143V145H106V146L102 145V147H98V145H97L95 147V144H93V146L91 144V146H90L88 143V146H90V147L89 148L87 146L84 147V143L81 142L83 139L82 138ZM97 136H101L103 139L101 137H97ZM137 137H139V138H137ZM3 138H2V140L4 142H6V140H4ZM40 138H41V140H40ZM142 138H140V139H142ZM8 139H10L9 141H11V144L14 143L13 139H11V138H8ZM30 139H31V137H30ZM100 139L101 140L105 139V144H104V141H101ZM120 139H122V137ZM126 139H127V137H126ZM0 140H1V138H0ZM19 140L17 139L18 142H19ZM85 140H84V142H85ZM88 140H86V141H88ZM31 141H28V142H31ZM91 141L94 142L93 140H91ZM106 141H107V144H106ZM122 141H123V139H122ZM147 141H149L150 143ZM7 142H8V140H7ZM28 142H26V141L23 142L24 143L23 145L24 146L26 145L28 150H30L31 148H36V149H33V152L35 150H36V152H38L37 149L39 150L40 146L44 147V145H45L43 142L42 144H40L39 148H38V146H35L34 144L33 145L35 147H33L32 145H31L32 147H30V143H28ZM36 142H37V140H36ZM21 143H20L19 148L21 147ZM15 144H17L16 141H15ZM36 144L38 145L39 143H36ZM85 144H87V142ZM148 145H149V147H148ZM28 146H29V148H28ZM146 146L150 150H153V148H154L155 152L154 151L150 152V150L147 149ZM151 146H153L152 149H151ZM16 147L18 148V145ZM91 148L93 150H91ZM21 149L24 150V148H21ZM41 150H39L40 154H42V152H40ZM158 150H159V152H158ZM30 151H32V150H30ZM47 151H48V149H47ZM122 152L124 154H121ZM49 156L47 158L48 160L46 159L48 162H49ZM60 160H62V159H60V158L57 159V161H58L57 164L60 162ZM75 160H78V161L75 162ZM70 163L67 165H70ZM74 163H73V165H74ZM73 165L70 166V167H73L72 169H74L75 167H76V170L79 169V168H77V166L74 165L75 166L74 167ZM63 166H64V164H63ZM174 166L177 167V170L172 168ZM215 166H219L222 169H218V167H217L216 168L217 170H216V169H214ZM225 166L229 167L228 170L226 168L227 171L224 169ZM169 167H170V169H169ZM149 169H150V171H148ZM79 170H81V169H79ZM173 170H174V172H173ZM82 171H83V169H82ZM129 171L127 170V172H129ZM155 171H157V169H155ZM168 171L170 173H167ZM182 171H184V173H182ZM150 172L152 174V177L149 176L147 178V176H148L147 174H150ZM171 172L174 174H172ZM75 173H74V175H75ZM160 173H162V174H161V177H160V175H159V177L162 178L164 172L159 171L158 174H160ZM177 173H179L181 175L180 179H179V176H180L179 174L174 176ZM98 174L96 177L99 179ZM122 174H125V173H122ZM166 174H165V176H166ZM77 176H79V175H77ZM104 176H106V177H104ZM177 176H178L179 180L177 179ZM79 177L81 178L82 176H79ZM112 177H113V174H112ZM112 177L110 179H112ZM143 177H146V178H143ZM84 178H81V179L84 180ZM100 179H99V181H100ZM120 179L121 178H116L114 184H116V181H118V182L122 181L121 184H123V182L126 180L125 178H124L125 180H120ZM167 179L166 178L161 179V180H163V184H165L166 182L167 183L171 182V181H168ZM87 180H85V181H87ZM165 180H166V182H165ZM175 180L173 182H175ZM93 181H95V180H93ZM101 181L99 182V184H101L103 182V181L102 182ZM108 181L112 183V181L107 179L106 184H108L107 183ZM179 181H182V182L178 183ZM113 182H114V180H113ZM118 182H117V184H119ZM173 182H172V186H173ZM104 183L105 182H103L102 185ZM127 184H129L128 180H127ZM166 184H165V186H167ZM130 185H131V183H130ZM174 185H176V184H174ZM161 186H162V183H161ZM161 186L159 184V187H161ZM191 186L192 185H190V187ZM125 187H127V186H125ZM156 187H158V186H156ZM185 187H187V186H185ZM116 188H118V187H116ZM147 188H146V190H148ZM193 188L194 187L190 188L191 191H194L195 189H197V188H194V189ZM121 189H120V191H122ZM151 189L155 190L152 187H151ZM135 190H133V191L135 192ZM142 191L141 192L139 191L141 194L136 192L137 198L140 195L144 197L143 194H145V196H146L147 193L150 196L152 195V194H150L151 192L149 193V191H145V190H144L145 192L144 191L142 192ZM131 192L132 191H130V196L132 197L133 195L131 194ZM153 192L154 191H152V193ZM196 192H197V190H196ZM119 193H121V192H119ZM205 193L206 194L209 193V195L206 196ZM133 194H135V193H133ZM194 194H195V192H194ZM197 195H195V196H197ZM200 195H202V194H200ZM200 195H198V196H200ZM216 195H218V196L216 197ZM191 196H192V194H191ZM139 198H141V197H139ZM216 198L219 199L220 202L216 201ZM208 203H209V201H208ZM221 206L219 205V207H221ZM224 208L225 207L222 206L221 209H224ZM225 211H226V209H225ZM159 212H160V210H159ZM226 212H228V210ZM141 216H143V215H141ZM144 216H145V214H144ZM160 218H161V216H160ZM244 222H242V223L244 224ZM35 224H34V226H36ZM237 224H236V226H237ZM42 225H43V223H42ZM51 225H52V223H51ZM139 225L141 226V224H139ZM242 225H240V226H242ZM46 226H47V224H46ZM194 227H195V225H194ZM33 228H31V229L33 230ZM5 231H2V232H5ZM156 231H157V229H156ZM25 233H27V232H25ZM175 233H177V232H175ZM166 235H168V234H166ZM78 236H79V234H78ZM76 239L78 241V238H76ZM195 246H197V245H195ZM153 247L155 248V246H153ZM147 264H149V263H147Z\"/></svg>",
  "mask_w": 264,
  "mask_h": 264
}]
</instances>
